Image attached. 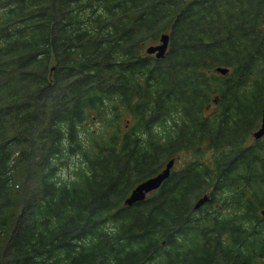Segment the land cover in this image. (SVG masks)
Here are the masks:
<instances>
[{"label":"trees","instance_id":"16d2710c","mask_svg":"<svg viewBox=\"0 0 264 264\" xmlns=\"http://www.w3.org/2000/svg\"><path fill=\"white\" fill-rule=\"evenodd\" d=\"M263 103L264 0H0V264H264Z\"/></svg>","mask_w":264,"mask_h":264},{"label":"water","instance_id":"95a60500","mask_svg":"<svg viewBox=\"0 0 264 264\" xmlns=\"http://www.w3.org/2000/svg\"><path fill=\"white\" fill-rule=\"evenodd\" d=\"M169 35L166 32L161 33L159 42L155 44H150L146 47L148 53H154L156 57H161L164 55L166 48L168 46ZM216 70L221 73H226L228 71L225 66H217ZM264 134V103L262 106V116L260 126L253 131L254 137L258 138ZM174 163V158H170L164 165V167L154 174L153 176L147 177L139 181L130 191V193L125 197L124 202L126 204H132L133 202L140 200L145 197L146 192L153 190L160 186L164 178H166L170 172V168ZM208 199V194H203L196 201L194 206L198 207L204 201ZM261 214L264 216V208L261 209Z\"/></svg>","mask_w":264,"mask_h":264},{"label":"rangeland","instance_id":"374dc122","mask_svg":"<svg viewBox=\"0 0 264 264\" xmlns=\"http://www.w3.org/2000/svg\"><path fill=\"white\" fill-rule=\"evenodd\" d=\"M177 164H179V163H177ZM178 166V165H177ZM65 174H66V171L64 172Z\"/></svg>","mask_w":264,"mask_h":264}]
</instances>
